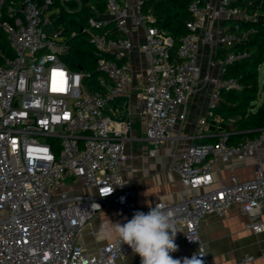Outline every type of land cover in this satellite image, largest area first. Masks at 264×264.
Returning a JSON list of instances; mask_svg holds the SVG:
<instances>
[{"label": "built area", "instance_id": "1", "mask_svg": "<svg viewBox=\"0 0 264 264\" xmlns=\"http://www.w3.org/2000/svg\"><path fill=\"white\" fill-rule=\"evenodd\" d=\"M233 1L191 0L188 32L177 38L154 26L156 16L146 0H0V28L15 53L0 64V264H120L126 258L132 250L117 237L95 251L84 239L108 202L132 216L150 209L132 207L138 191L123 176L131 121L115 118L107 107L129 91L130 55L142 39L148 65L139 95L150 153L167 139L172 123H183L191 98L207 86L212 115L220 92L240 87L235 78L223 77L225 65L249 55L233 49L248 33L231 30L227 21H252L259 14ZM66 11L88 13L80 32L94 44L99 89L89 87L86 72L67 64V40L78 33L67 31ZM203 47L211 50L209 64L218 73H203ZM208 115L199 119L201 134ZM227 138L224 131L217 140L192 143L179 153L174 168L181 200L151 206L171 213L183 230L175 242L198 246L183 258L199 252L204 264L254 259L247 254L212 262L200 235L206 216L225 217L236 206L246 214L249 229L264 231L263 161L250 179L241 180L234 172L217 184L214 178L217 162L245 160L263 150L264 128L235 145ZM75 183L91 190L79 191L71 186ZM105 190L112 194L101 197Z\"/></svg>", "mask_w": 264, "mask_h": 264}, {"label": "crops", "instance_id": "2", "mask_svg": "<svg viewBox=\"0 0 264 264\" xmlns=\"http://www.w3.org/2000/svg\"><path fill=\"white\" fill-rule=\"evenodd\" d=\"M136 44L130 58L132 63V84L129 91L118 103L107 107V112L115 118L130 120L131 126L126 142L127 159L122 163L123 176L126 182L133 183L138 193L131 205L137 209L150 208L156 201L176 202L181 200L179 174L174 168L178 161V154L187 149L192 143L202 141H214L216 137L224 132V121L220 116L208 115L210 111L211 86L204 87L195 93L188 104L187 118L181 122H174L169 126V136L161 142L152 155L150 149L152 144L146 137L147 117L142 112V101L139 93L145 85L146 57L140 48V42ZM212 53L208 47H203L200 54V62L203 73H213V66L209 64ZM140 74V75H139ZM213 111V110H212ZM205 115L207 123L201 132L199 131V119ZM232 121V118L229 119ZM176 156L174 157V153ZM258 161H263L264 149L258 154L249 156L245 160L236 158L228 162L219 161L216 163L214 178L216 184L219 180H228L231 173H235L242 179H250L254 175ZM80 191H89L84 187ZM187 193L189 190H185ZM198 191V190H197ZM132 213L128 209L120 208L112 202L106 203L104 209L91 221L86 229L84 239L88 250L95 251L98 247L111 239L101 241L97 238V229L101 224L125 223L130 220ZM264 222V213L262 215ZM246 214L234 206L225 217L208 215L204 218L200 235L207 253L212 262H227L236 260L245 255H253L254 259L248 264H264L262 251L264 250V231L254 233L246 226ZM181 231H178L177 235ZM178 250L170 255L174 259H182L184 256L195 252L198 249L196 244L176 242ZM120 264H140V257L132 251Z\"/></svg>", "mask_w": 264, "mask_h": 264}, {"label": "trees", "instance_id": "3", "mask_svg": "<svg viewBox=\"0 0 264 264\" xmlns=\"http://www.w3.org/2000/svg\"><path fill=\"white\" fill-rule=\"evenodd\" d=\"M191 0H146V7L151 8L156 16V25L181 38L188 29L186 22L192 15L189 10ZM236 4L246 5L250 11H258L256 20H228L230 28L238 33L247 32V38L236 44L233 49L246 51L247 57L225 65L224 78H235L239 88L224 89L220 92V101L212 109L213 115L220 116L223 127L228 132L227 143L238 144L247 136L256 137L264 128V98H260V64L264 62V0H234ZM88 13L63 12L67 22V31H77L67 40L68 50L65 53L67 64L75 70L86 72V83L92 90L99 89L100 72L97 67L94 44L87 34L80 32L85 25ZM7 34L0 28V64L6 57H13L14 50ZM232 118V121L229 119ZM249 134V135H248ZM216 137L214 140H217Z\"/></svg>", "mask_w": 264, "mask_h": 264}, {"label": "clouds", "instance_id": "4", "mask_svg": "<svg viewBox=\"0 0 264 264\" xmlns=\"http://www.w3.org/2000/svg\"><path fill=\"white\" fill-rule=\"evenodd\" d=\"M111 194L107 190L100 193L101 197ZM178 231L183 230L176 226L171 213L156 205L147 213L136 211L125 223L101 224L96 234L101 241L111 239L115 234L121 245H128L140 257V264H204L199 252L183 260L170 255L178 250L175 242Z\"/></svg>", "mask_w": 264, "mask_h": 264}, {"label": "rangeland", "instance_id": "5", "mask_svg": "<svg viewBox=\"0 0 264 264\" xmlns=\"http://www.w3.org/2000/svg\"><path fill=\"white\" fill-rule=\"evenodd\" d=\"M213 70H214L215 73H218V68H215ZM259 80H260V98H259V101H261L264 98V67L263 66H260V76H259ZM71 186H74V188H76L77 190H79L78 188L81 185L79 183H75V184H73ZM65 187L66 188H70L69 186H65Z\"/></svg>", "mask_w": 264, "mask_h": 264}, {"label": "water", "instance_id": "6", "mask_svg": "<svg viewBox=\"0 0 264 264\" xmlns=\"http://www.w3.org/2000/svg\"><path fill=\"white\" fill-rule=\"evenodd\" d=\"M249 135V134H248Z\"/></svg>", "mask_w": 264, "mask_h": 264}]
</instances>
